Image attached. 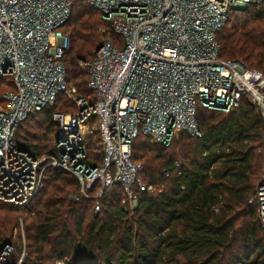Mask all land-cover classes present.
I'll use <instances>...</instances> for the list:
<instances>
[{"label": "built area", "instance_id": "2783aa9c", "mask_svg": "<svg viewBox=\"0 0 264 264\" xmlns=\"http://www.w3.org/2000/svg\"><path fill=\"white\" fill-rule=\"evenodd\" d=\"M122 38H105L90 61L80 60L94 97L69 85L63 58L71 39L61 28L71 18L69 0H0V82L14 90L0 100V201L26 207L44 187L47 169L73 173L76 201L100 198L121 185L129 199L150 192L132 158L139 134L168 145L176 133L200 137L198 105L230 112L247 98L264 119V72L241 60L222 59L216 33L233 10L263 0H87ZM75 113L53 114L60 125L57 154L35 156L19 147L15 133L31 115L55 106L60 95ZM98 137L102 160L89 165L88 139ZM264 226V177L254 200ZM13 246H0V264ZM58 264H64L59 261Z\"/></svg>", "mask_w": 264, "mask_h": 264}, {"label": "trees", "instance_id": "16d2710c", "mask_svg": "<svg viewBox=\"0 0 264 264\" xmlns=\"http://www.w3.org/2000/svg\"><path fill=\"white\" fill-rule=\"evenodd\" d=\"M69 1L71 18L61 28L71 39L63 58L67 83L78 95L94 97L79 61L94 59L107 37L121 48L122 38L87 0ZM216 39L220 58L264 72V0L233 10ZM12 90V81L0 82V97ZM77 110L61 94L54 107L21 123L17 144L35 156L57 154L60 125L53 114ZM196 119L200 137L176 133L168 146L142 134L133 141L132 158L142 165L143 182L154 188L136 190L135 207L115 185L99 199L96 213L95 199L71 200L80 187L76 177L49 167L30 205L0 201V246H13L15 262L24 254L22 264H46L47 257L52 264H264V226L251 203L264 177L263 116L244 98L228 113L199 104ZM87 141L86 162L100 164L102 153L100 159L92 157ZM88 215L91 222L85 226ZM20 218L30 221L27 245L11 237Z\"/></svg>", "mask_w": 264, "mask_h": 264}, {"label": "rangeland", "instance_id": "374dc122", "mask_svg": "<svg viewBox=\"0 0 264 264\" xmlns=\"http://www.w3.org/2000/svg\"><path fill=\"white\" fill-rule=\"evenodd\" d=\"M103 28V27H102ZM89 141L92 143V145H91V147H90V149L92 150V153H93V156L92 157H97L98 159H100V156H101V153H102V155H103V151H102V144H101V142L98 140V138L97 137H91V138H89ZM171 142V141H170ZM152 143H156V142H152ZM170 144V143H169ZM168 144V145H169ZM168 145H165V146H168ZM90 146V145H89ZM92 153H91V155H92ZM102 160V157H101V159H100V161ZM65 171V170H64ZM65 172H68L69 174H71V175H73L74 177H76L73 173H71L70 171H65ZM140 176H141V174H140ZM142 178V177H141ZM77 191V189L74 191V192H72L71 193V200L73 199V200H75L74 199V195L76 194V193H78V192H76ZM72 200V201H73ZM76 201V200H75ZM129 203H130V205L132 206V207H135L136 206V200H130L129 199ZM18 215H24V214H18ZM91 216L90 215H88L87 216V221H86V224H85V226H87L88 224H90V218ZM30 222V221H29ZM29 222H25L23 219H21L20 218V221H19V225H20V227H18L16 230H15V232L13 233V235L11 236L13 239H14V241L16 240V239H18V238H21V242H22V244H28V243H30L29 242V240L27 239V234H26V225H28V223ZM73 220H71V226L73 225ZM9 239H11V238H9ZM48 250V253L49 254H51V251H50V247L47 249ZM45 263L46 264H50L51 263V261L49 260V257H47L46 259H45ZM52 264V263H51Z\"/></svg>", "mask_w": 264, "mask_h": 264}]
</instances>
